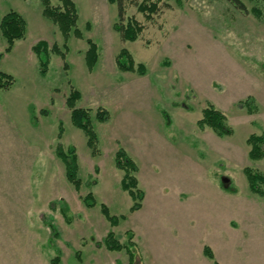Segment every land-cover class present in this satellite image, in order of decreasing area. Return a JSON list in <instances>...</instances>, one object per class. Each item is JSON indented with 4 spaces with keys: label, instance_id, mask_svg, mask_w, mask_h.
Here are the masks:
<instances>
[{
    "label": "rangeland",
    "instance_id": "rangeland-1",
    "mask_svg": "<svg viewBox=\"0 0 264 264\" xmlns=\"http://www.w3.org/2000/svg\"><path fill=\"white\" fill-rule=\"evenodd\" d=\"M73 1L83 38L71 34L66 60L52 52L43 75L33 46H62L58 25L41 0H0V21L11 10L27 21L25 37L0 60V71L15 78L0 88V264H129L126 251L97 242L110 231L128 242L130 230L135 264H264V196L250 190L244 171L264 172V158H249L247 143L264 134V0H244L249 12L228 0H162L152 20L126 0L127 16L145 26L134 41L114 27L117 4ZM87 39L99 47L92 69ZM6 44L0 30V51ZM122 48L146 74L117 66ZM74 88L77 106L92 109L98 155L71 121ZM249 97L253 112L243 104ZM208 104L226 114L231 135L199 127ZM98 108L109 112L106 122L95 118ZM59 143L75 150L79 191L56 154ZM119 148L139 165L145 199L135 211L115 165ZM89 192L95 206L83 200ZM102 203L124 216L117 226Z\"/></svg>",
    "mask_w": 264,
    "mask_h": 264
},
{
    "label": "trees",
    "instance_id": "trees-1",
    "mask_svg": "<svg viewBox=\"0 0 264 264\" xmlns=\"http://www.w3.org/2000/svg\"><path fill=\"white\" fill-rule=\"evenodd\" d=\"M43 4V14L53 23L58 25L62 32L65 42L62 46L55 43L53 46H49V43L45 40L38 41L33 46V51L37 55L39 60L40 72L45 75L50 66L51 54L55 52L63 60H66L68 45L67 40L71 34H74L78 38H83V33L78 27L79 11L76 3L73 0H59L57 4H52L51 0H41ZM110 3L118 5L119 22L115 24V29L121 35L123 40L134 41L143 33L145 26L137 20L134 16H127V4L126 0H108ZM162 0H134L137 10L145 15L148 20H152L154 15L157 14L160 9V2ZM234 6L244 12H249V8L244 0H228ZM252 11V10H251ZM253 13L259 15L261 12L257 8H253ZM0 30L2 36L6 40V47L4 51H0V60L5 52H11L15 42L25 37L27 31V21L17 11L11 10L6 13L0 21ZM89 44L86 50V63L89 69L94 68L99 60V47L98 44L87 39ZM117 66L123 71L137 72L141 75L146 74V66L143 62H138L134 58L133 54L127 49L122 48L116 57ZM68 66L65 63V68ZM15 78L13 75L0 71V88H9L13 85ZM82 94L80 90L74 88L69 97L67 98V106L71 109V121L74 126L84 130L87 135V144L93 152V155H98L100 152L98 146V135L92 125V109L78 107L77 102L81 99ZM254 98H246L244 106L248 108L250 112L257 109ZM95 118L100 122H106L109 119V112L102 108H98L95 113ZM200 128H210L219 136H228L234 132L233 127L229 124L226 114L218 109L214 104H208L202 110V117L198 120ZM61 127V132H62ZM60 132V134H61ZM247 143L250 146L249 158L252 160H260L264 158V134H251ZM74 149L65 150L62 144H58L56 147L57 156L63 160L66 165V175L70 183L73 184L76 190H80L82 187V179L78 175L79 165ZM115 165L118 169L124 172L121 186L122 189L127 191L134 204L131 208L132 211L138 210L142 206V202L145 199V192L139 187V180L137 173L139 171V165L132 158L124 148H119L115 153ZM247 179L249 181L250 190L259 196H264V172L255 170L252 167H246L244 169ZM96 179L91 180V184L95 183ZM84 202L88 206H95L97 204L96 197L93 192H89L84 197ZM101 211L104 216L109 220L112 226H117L120 220L124 217L112 215L109 207L102 203ZM130 238L128 242H122L114 231L108 232L103 241H98L97 245H104L110 251H126L129 254V264H135V250L136 242L133 240V232L128 231Z\"/></svg>",
    "mask_w": 264,
    "mask_h": 264
}]
</instances>
